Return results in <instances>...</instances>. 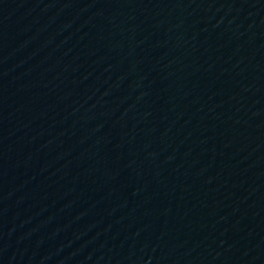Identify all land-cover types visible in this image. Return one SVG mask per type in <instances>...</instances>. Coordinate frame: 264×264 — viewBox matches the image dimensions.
<instances>
[{
  "label": "water",
  "instance_id": "1",
  "mask_svg": "<svg viewBox=\"0 0 264 264\" xmlns=\"http://www.w3.org/2000/svg\"><path fill=\"white\" fill-rule=\"evenodd\" d=\"M0 264H264V0H0Z\"/></svg>",
  "mask_w": 264,
  "mask_h": 264
}]
</instances>
